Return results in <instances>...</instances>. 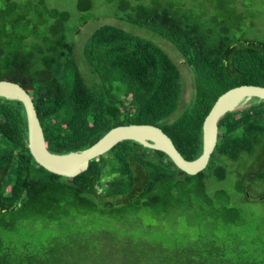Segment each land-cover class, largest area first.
Wrapping results in <instances>:
<instances>
[{"label":"trees","instance_id":"obj_1","mask_svg":"<svg viewBox=\"0 0 264 264\" xmlns=\"http://www.w3.org/2000/svg\"><path fill=\"white\" fill-rule=\"evenodd\" d=\"M47 1L0 0V81L27 93L52 154L84 150L117 126L151 125L191 161L200 155L202 121L217 97L243 85L264 87V37L243 29L255 18L250 0H107L113 16L168 42L189 69L191 100L173 119L180 74L164 50L103 24L81 49L87 82L72 36L92 0H74L80 18L73 30L70 14ZM247 103L217 121L213 151L195 175L180 172L159 151L122 141L64 178L33 161L22 105L0 97V264H264V231L213 236L241 226L243 218L222 189L207 187L232 171L217 156L264 183V101ZM258 198L264 202V192ZM193 213L211 233L181 245L92 227L103 218L122 230L142 215L187 219ZM38 221L56 226L44 243L18 231Z\"/></svg>","mask_w":264,"mask_h":264},{"label":"rangeland","instance_id":"obj_2","mask_svg":"<svg viewBox=\"0 0 264 264\" xmlns=\"http://www.w3.org/2000/svg\"><path fill=\"white\" fill-rule=\"evenodd\" d=\"M226 1V0H225ZM252 2L251 13L255 14V18L252 26L245 27L250 34L260 35L264 37V0H250ZM49 4L53 7L66 10L70 14V26L71 29H75L80 18L79 14L75 11L74 0H48ZM230 3V0L226 1ZM87 19L82 22V25L78 27L76 34L72 36L74 43V58L79 67L80 73L87 82L89 81V74L84 67L82 61L81 49L86 41L88 35L97 27L108 24L123 29L131 34L149 39L164 50L171 60L175 63L180 74V96L178 100V107L171 116V119L175 118L186 108L191 100V73L189 69L184 65L182 59L176 52V50L165 40L147 32L145 29L138 28L135 25H131L124 21H119L117 17L113 16L112 8L108 4L107 0H92V8L87 12ZM250 14V13H247ZM257 20V21H256ZM249 24V22H248ZM248 104V103H246ZM246 104L241 105V107ZM214 160L225 164L232 171L228 172L226 177L222 181L209 180L207 182L210 190L222 189L228 197V203L230 206L239 209V212L243 218V223L238 227L227 228L223 231H214L212 234L214 237H227V234H240V235H254L260 231H264V202L262 198H258L259 194L264 192V183H260L256 179L251 178L248 175V171L245 167L232 163L222 156H217ZM249 181V182H248ZM239 188L245 189L243 194L239 191ZM245 195V197H244ZM204 220L199 214L193 213L185 216L174 217V219H161L152 218L146 215L138 216L136 224L134 226H124L122 230L113 223V220L108 218L97 219L93 228H114L116 232H126L134 235V237H140L146 241H155L162 245H168L172 239L180 242V245L185 242L187 237L193 238L199 234L211 233V225L202 223ZM192 222L189 226L188 223ZM188 222V223H187ZM56 226L54 224H45L44 222H26L23 227L18 229L19 233L24 235H32L38 240L44 243V240L51 233L56 232ZM184 236V237H183ZM12 242H17L18 236L10 238ZM2 241L6 242L7 237L4 236ZM264 241V240H263Z\"/></svg>","mask_w":264,"mask_h":264},{"label":"water","instance_id":"obj_3","mask_svg":"<svg viewBox=\"0 0 264 264\" xmlns=\"http://www.w3.org/2000/svg\"><path fill=\"white\" fill-rule=\"evenodd\" d=\"M0 97L18 101L23 108L26 124V144L33 161L45 171L72 178L86 170L88 162L103 155L122 141H132L142 147L163 153L180 172L195 175L202 171L213 151L217 136V121L251 99L264 101V87L243 85L231 88L217 97L201 125V152L191 161L184 160L162 131L151 125H125L108 130L94 144L75 153L56 155L45 148L41 128L27 93L17 84L0 81Z\"/></svg>","mask_w":264,"mask_h":264}]
</instances>
